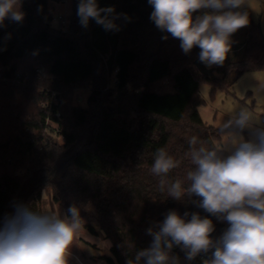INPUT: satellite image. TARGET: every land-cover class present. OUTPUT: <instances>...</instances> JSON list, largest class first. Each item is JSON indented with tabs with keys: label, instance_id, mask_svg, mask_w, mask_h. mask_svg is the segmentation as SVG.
Returning a JSON list of instances; mask_svg holds the SVG:
<instances>
[{
	"label": "trees",
	"instance_id": "obj_1",
	"mask_svg": "<svg viewBox=\"0 0 264 264\" xmlns=\"http://www.w3.org/2000/svg\"><path fill=\"white\" fill-rule=\"evenodd\" d=\"M21 1L23 21L5 19L0 26V218L17 203L42 211V190L50 188L65 213L77 205L83 228L111 241V255L100 256L108 264H127L149 247L146 230L169 210L209 216L218 238L226 223L187 197L176 201L161 191L151 166L164 147L180 161L169 178L187 187L194 167L188 140L220 147V128L200 114L199 88L208 81L213 91L231 92L242 74L264 70V35L251 10L242 9L248 25L233 34L224 65L207 76L194 64L200 49L184 54L180 41L150 20L147 0H97L126 14L116 20L118 31L93 20L82 26L79 0H71L66 30L50 12L62 0ZM111 78L116 82L105 90ZM79 88L88 89L84 105L76 100ZM52 91L61 95L56 104ZM47 118L57 125L48 136ZM173 252L188 264L179 247Z\"/></svg>",
	"mask_w": 264,
	"mask_h": 264
},
{
	"label": "clouds",
	"instance_id": "obj_2",
	"mask_svg": "<svg viewBox=\"0 0 264 264\" xmlns=\"http://www.w3.org/2000/svg\"><path fill=\"white\" fill-rule=\"evenodd\" d=\"M147 2L156 28L178 39L184 54L198 47L200 62L209 68L224 65L233 34L249 23L242 10L246 0ZM24 15L21 0H0V26L5 19L22 22ZM77 15L82 26L93 20L106 31H118L116 20L126 17L114 7H100L97 0H79ZM220 131L230 137L227 147L200 146L196 136L188 140L187 155L194 167L187 172V187L180 179L169 178L180 161L164 147L156 149L151 173L169 197L176 201L187 197L227 227L213 238L215 224L209 216L169 210L146 230L152 237L149 247L136 251L127 264H181L175 247L188 264L198 256L201 264H264V126L241 108ZM245 131L250 138L244 137ZM83 225L75 204L59 215L17 203L12 213L0 218V264H70L71 248Z\"/></svg>",
	"mask_w": 264,
	"mask_h": 264
},
{
	"label": "rangeland",
	"instance_id": "obj_3",
	"mask_svg": "<svg viewBox=\"0 0 264 264\" xmlns=\"http://www.w3.org/2000/svg\"><path fill=\"white\" fill-rule=\"evenodd\" d=\"M243 9L251 10L254 19L259 22L264 35V0H246V5ZM21 11L23 12L22 1ZM50 12H52L53 17L59 14L64 16L65 24L58 23L56 20H52V22L54 25L62 26L66 30L72 12V1L62 0L59 3H52ZM115 82L111 78V82L105 90ZM76 91V100L84 105L88 89L79 88ZM199 95L205 101L199 107L202 118L217 128L221 129L223 122L241 108H247L252 113L254 121L264 126V70L245 72L235 82L231 92H226L219 87L213 91L212 84L208 81H203L199 88ZM50 125L52 128L57 126L54 123ZM51 127L46 132L47 136L52 132ZM53 136L59 137L55 133ZM244 137L246 139L250 138L247 131L244 132ZM229 143L230 137L221 133L220 147H227ZM41 208L42 211L55 212L59 215L65 213L62 207L53 201L50 188L42 190ZM103 233L93 235L82 228L73 242L70 264H108L100 258L101 255H111V241L107 237L105 238Z\"/></svg>",
	"mask_w": 264,
	"mask_h": 264
},
{
	"label": "built area",
	"instance_id": "obj_4",
	"mask_svg": "<svg viewBox=\"0 0 264 264\" xmlns=\"http://www.w3.org/2000/svg\"><path fill=\"white\" fill-rule=\"evenodd\" d=\"M53 20L55 21H57L58 23H63V24H65L64 22H65V18H64V16H62V15H58V16H54L53 17ZM0 68H1V66H0ZM115 80V79H114ZM116 81V80H115ZM60 97H61V95L58 93V92H56V91H52L51 92V98H52V102L53 103H58V101H59V99H60ZM57 115L59 116L60 115V113H57ZM47 122H46V125H47V127L49 128V126L51 127V120L49 119V118H47V120H46ZM54 128V127H53ZM51 129H52V127H51ZM55 135H58L59 137H60V140H63L64 139V137H63V135H59L58 133H56Z\"/></svg>",
	"mask_w": 264,
	"mask_h": 264
},
{
	"label": "water",
	"instance_id": "obj_5",
	"mask_svg": "<svg viewBox=\"0 0 264 264\" xmlns=\"http://www.w3.org/2000/svg\"><path fill=\"white\" fill-rule=\"evenodd\" d=\"M195 66L197 67V70L207 76H212L214 74V69L207 67L205 64L200 62L199 58H197L194 61Z\"/></svg>",
	"mask_w": 264,
	"mask_h": 264
}]
</instances>
